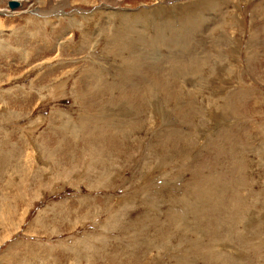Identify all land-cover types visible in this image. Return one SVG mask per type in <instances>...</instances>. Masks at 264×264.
Wrapping results in <instances>:
<instances>
[{
    "label": "rangeland",
    "instance_id": "obj_1",
    "mask_svg": "<svg viewBox=\"0 0 264 264\" xmlns=\"http://www.w3.org/2000/svg\"><path fill=\"white\" fill-rule=\"evenodd\" d=\"M17 2L12 11L0 0V264H264V50L248 61L246 4L224 5L197 75L177 71L168 97L159 80L127 67L138 74L145 63L137 59L148 54L153 71L161 60L180 69L173 59L194 43L164 58L183 28L149 14L179 15L180 4ZM202 2L191 0L190 10ZM143 9L153 24L124 13ZM122 18L154 41L143 55L144 45L114 49ZM128 80L144 90L139 110L125 96ZM195 187L211 191L204 198L216 219L224 192L231 210L220 226L196 205Z\"/></svg>",
    "mask_w": 264,
    "mask_h": 264
},
{
    "label": "bare ground",
    "instance_id": "obj_2",
    "mask_svg": "<svg viewBox=\"0 0 264 264\" xmlns=\"http://www.w3.org/2000/svg\"><path fill=\"white\" fill-rule=\"evenodd\" d=\"M5 1V0H4ZM7 1V0H6ZM11 2H17L15 0H8V2L10 3ZM122 0H108V2L110 4H113V5H116V4H119ZM155 1V0H154ZM162 2V0H159V2ZM168 2V4L170 5H173L174 8L177 7L178 4L181 5V7H179V10H180V14L179 15H175L174 13L170 12V10L172 8H169V10H164L165 12L161 13V10L160 9V13L158 14V11L157 13H153L151 10H149V14L150 16H155L156 18H153V17H148L147 13H145L144 9L143 11H138L136 12L135 14H128L126 12L125 15H129L133 22L138 24L139 26H144V25H150V24H153V20H156V21H159V23L161 22V24H166V25H180L182 26L183 29H181L176 35H173L171 34V38L167 41L166 43V46L163 47L166 49V53H164L163 49L161 50L163 52V56L164 58L169 55V51L170 49L173 47L177 49V51H181L182 53H186L188 52V49H189V46H188V39L190 40L191 43H194V52H190L188 55L186 53V56H183V54L181 55V57L178 56V58L176 57L175 59H173V65H178L180 69L176 70L175 72L172 71L171 69H168L170 68L172 64H169V67L167 62L162 61V66L161 68L157 69L156 71H153V68L150 67V63L149 61L146 59L148 57V54H145V56L141 59H137L141 62H144L145 63V66L143 68V64H141L140 66V69L141 71H139V73L137 74L135 72V69H130L131 66L127 67L129 69V73L133 75H140V78L141 80H145L147 78L149 79H153L154 82L155 81H160V85H161V90L162 91H165L167 93L166 96L168 97H172L174 96V94H170L171 93V89L173 87H175V84L173 82L172 79H168V78H175L176 77V74H177V71L178 72H181L182 69H189L191 72H194L196 75H197V72L200 70L201 68V63H202V60L204 61V57L205 55L207 54V50H206V47H205V40L206 39H209V40H213L215 33L217 32V28H216V24L219 26L222 21H224L225 17H226V11L224 9V5L226 4H229L230 1L232 0H203V2L201 3V5H203L205 7V9H194V11L190 8L192 7H196L197 4H192L190 3V1H184L183 0H165L164 2ZM177 1H181V3H178ZM194 1V0H193ZM244 2L246 4V8H249L247 10H250V11H247L249 12V14H251L250 16H252L251 18V27H250V39L248 41V45H247V54L249 55L247 57L248 61L250 62L251 60H254V57L257 53H259L261 50H264V0H240V2ZM246 1V2H245ZM162 2V3H164ZM199 2V1H198ZM8 3V4H9ZM19 3V2H18ZM161 3V4H162ZM20 4V3H19ZM177 4V5H176ZM176 5V6H175ZM9 6V5H8ZM119 6V5H118ZM117 6V7H118ZM167 6V5H165ZM165 6H163L165 8ZM171 7V6H170ZM203 7V8H204ZM10 10L14 11L18 8H15V9H12L10 6H9ZM112 8V7H111ZM157 8V7H156ZM159 8V7H158ZM163 8V9H164ZM118 10V9H117ZM157 10V9H156ZM148 11V10H147ZM141 12H144L145 15L144 17L141 16ZM204 16L206 17L204 20H202L201 18H199V14H202L204 13ZM1 13V11H0ZM110 13V12H109ZM117 14V13H116ZM178 14V13H177ZM107 15V14H106ZM161 15H163V17L161 18ZM120 16V14H119ZM195 16H197V19L195 18ZM216 16V17H215ZM153 18V20H152ZM108 19V18H107ZM115 19V18H114ZM110 20V19H109ZM108 21V20H107ZM116 22V20H115ZM132 23L131 21L125 19V18H122L121 21L118 23V32H117V38L115 40V44H118V45H115L113 46L114 49L116 50L119 46H122V42L124 41L125 42V45L123 46V49L128 46V51H130V53H133V52H136L138 49H140L143 45H144V50H141V51H137V53H142V55L145 53L146 50L152 48L154 46V41L153 40H148L146 41L145 39V33L136 25ZM155 23V22H154ZM107 24V23H106ZM157 24V23H156ZM224 25V24H223ZM222 32H223V35L220 37V38H224L227 37L223 28L221 29ZM221 32V31H220ZM217 34V33H216ZM113 38V37H111ZM219 38V39H220ZM138 40V44L136 45L135 42L133 40ZM223 40V39H222ZM129 43V45H126V43ZM189 42V43H190ZM211 42V41H210ZM221 42V41H220ZM112 43V42H111ZM156 44V43H155ZM208 44V43H207ZM211 44V43H210ZM217 44V43H215ZM157 45V44H156ZM190 45V44H189ZM217 46V45H215ZM214 46V47H215ZM217 48V47H216ZM219 48V47H218ZM122 49V50H123ZM191 49V50H192ZM121 50V52H122ZM126 50V49H125ZM186 50V51H185ZM210 50V49H209ZM216 50V49H215ZM127 52V51H126ZM211 52V50H210ZM214 52V50L212 51ZM129 53V54H130ZM175 53V52H174ZM216 53V52H215ZM125 54V53H124ZM214 54V53H212ZM127 55V54H126ZM177 55V54H176ZM211 55V54H210ZM174 56V55H173ZM214 56V55H213ZM259 57V56H258ZM131 59H134L133 56L131 55V57H128V62L127 64L131 65ZM211 58V57H210ZM210 58L208 59V61H210ZM168 59V58H167ZM206 61V60H205ZM207 62V61H206ZM252 62V61H251ZM250 62V63H251ZM169 63V62H168ZM171 63V61H170ZM208 63V62H207ZM206 63V64H207ZM188 65H191L192 68H187ZM205 66V63L202 64ZM173 66V67H174ZM195 67V69H194ZM249 67V66H248ZM127 69V70H128ZM167 69V75H163L165 72V70ZM204 70V69H203ZM186 71V70H185ZM201 73V72H199ZM90 74L92 75V73L90 72ZM127 74V72H126ZM125 75V74H124ZM166 76V77H165ZM169 76V77H168ZM136 77V76H135ZM123 78V77H122ZM86 79L88 80V78L86 77ZM89 79H91L89 77ZM126 79V78H125ZM132 79V78H131ZM135 79V78H134ZM103 80V79H102ZM101 78L99 77L98 79H96V82L95 84L98 82L101 84V83H105V81H102ZM136 80V79H135ZM127 80H125L126 82ZM129 84L130 81L128 80ZM149 82V80H148ZM153 82V81H152ZM150 83V82H149ZM105 85V84H104ZM103 85V86H104ZM112 85V84H111ZM125 85V84H124ZM138 85V83L134 82L131 84L130 87V90H128L129 93H127L125 96L126 97H130L127 99L128 101V104L130 106H132L133 108L139 110L142 105H143V97H142V94L144 93V90H143V93L141 92H138V87H136ZM145 85V84H144ZM148 85V84H147ZM150 85V84H149ZM98 86V85H97ZM100 87L102 86L99 85ZM109 86V85H108ZM113 87V86H112ZM110 88V87H109ZM129 88V87H128ZM102 89V87H101ZM141 89V87L139 88ZM144 89V88H143ZM100 90V89H98ZM111 91V90H110ZM87 92V91H86ZM99 92V91H98ZM93 93V92H92ZM109 93V92H108ZM101 94V93H100ZM87 96H90L88 94H86ZM97 95V94H95ZM110 95V94H109ZM238 95V94H237ZM85 96V95H84ZM93 96V95H92ZM99 96V95H98ZM91 97V96H90ZM241 97V95L239 96ZM88 98V97H87ZM237 98V97H236ZM227 102H229V109L231 108H235V104L236 102L233 101V99L230 98V100H227ZM242 104V103H241ZM143 108V107H142ZM244 108V107H243ZM242 113V112H241ZM181 119V118H180ZM184 121H185V118H184ZM87 126V125H86ZM85 128V126H84ZM95 128V127H94ZM107 128V127H106ZM104 128V129H106ZM179 128V127H178ZM105 132V131H104ZM111 132V131H110ZM116 133V132H115ZM120 133V132H119ZM225 135V134H224ZM118 137V136H117ZM106 143V142H105ZM163 149V148H162ZM193 176V175H192ZM222 176V175H221ZM226 178V177H225ZM210 180H213V178H208ZM207 179V180H208ZM223 179V178H222ZM226 180V179H225ZM224 180V181H225ZM229 180V179H228ZM236 180V179H235ZM209 181V180H208ZM227 181V180H226ZM232 182V180L230 181ZM234 182V181H233ZM202 183V181H201ZM199 183V184H201ZM206 183V182H204ZM223 182H221L222 184ZM207 184V183H206ZM205 184V185H206ZM220 184V185H221ZM219 185V186H220ZM197 186V185H196ZM214 186V184H213ZM202 187H203V184H202ZM205 187V186H204ZM192 188V187H190ZM196 188V187H195ZM208 188V187H207ZM206 190H201V187L196 191V194H197V199H198V202L196 205L200 206L202 205L203 206V209L201 210L202 212L205 213V216H207L208 218V221L209 222V225L213 226L218 224L220 222H222V219L224 220L225 217H223V215L225 216L226 214H229L230 210H231V206L230 204L227 203L226 200L223 199L222 201V196H220L222 193L224 192H219L218 193V211H216L218 213V219L215 218V216H212L210 215V213H215L214 211H212V206L208 208V198H204V195H209L211 196V191L209 189ZM212 188V187H211ZM210 188V189H211ZM226 188V187H224ZM234 188V187H233ZM217 190V188H215ZM214 189V190H215ZM227 189V188H226ZM234 190V189H233ZM188 191V190H187ZM193 191V190H192ZM213 192V191H212ZM215 193V191H214ZM232 193V192H231ZM192 194V192H191ZM224 195V194H223ZM215 196H216V193H215ZM196 197V196H195ZM212 198V197H210ZM216 199V197H213ZM214 199V200H215ZM196 200V199H195ZM212 201V199H210ZM217 201V200H215ZM214 202V201H213ZM211 202V203H213ZM196 203V202H195ZM193 204V203H192ZM191 204V205H192ZM200 204V205H199ZM210 204V202H209ZM196 206V207H198ZM217 206V204H216ZM215 206V207H216ZM193 208H196L194 206H191ZM192 210V209H191ZM197 210V209H196ZM207 212H205V211ZM216 213V215H217ZM195 215V214H194ZM215 215V214H214ZM198 216V215H197ZM204 218V217H203ZM209 218L211 220H209ZM222 218V219H221ZM178 219V218H177ZM217 220V221H216ZM218 222V223H217ZM203 224V223H202ZM197 225V224H196ZM207 226V225H206ZM220 226V225H219ZM206 228V227H204ZM208 231H210V233L212 232L208 226ZM219 229V228H218ZM227 230V229H226ZM229 230V229H228ZM227 230V231H228ZM214 231V230H213ZM230 231V230H229ZM194 232V231H193ZM215 232V231H214ZM199 233V232H198ZM227 233V232H226ZM229 233V232H228ZM231 233V232H230ZM229 233V234H230ZM217 234V233H216ZM210 236V235H209ZM215 236V235H214ZM228 236V234H227ZM202 237V236H201ZM230 237L233 238L234 240L238 241L239 239H235L234 236H231L230 234ZM198 238V237H197ZM210 238V237H209ZM214 238V237H213ZM230 239V238H229ZM214 240V239H213ZM227 241V240H226ZM232 241V239H231ZM189 260V259H188Z\"/></svg>",
    "mask_w": 264,
    "mask_h": 264
},
{
    "label": "water",
    "instance_id": "obj_3",
    "mask_svg": "<svg viewBox=\"0 0 264 264\" xmlns=\"http://www.w3.org/2000/svg\"><path fill=\"white\" fill-rule=\"evenodd\" d=\"M9 6H10L12 9H15V8H19V7H21V5H20L18 2H10V3H9Z\"/></svg>",
    "mask_w": 264,
    "mask_h": 264
}]
</instances>
